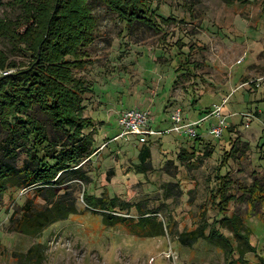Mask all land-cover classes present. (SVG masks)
Wrapping results in <instances>:
<instances>
[{"label": "rangeland", "instance_id": "1", "mask_svg": "<svg viewBox=\"0 0 264 264\" xmlns=\"http://www.w3.org/2000/svg\"><path fill=\"white\" fill-rule=\"evenodd\" d=\"M51 3L0 0V72L2 66L9 65L8 72L34 60L28 48L39 40L44 24L25 32L34 24L33 14L43 16ZM151 5L163 28L159 33L140 24L127 27L104 0L80 3L96 22L69 68L72 76L91 87L83 96L84 115L95 122L89 131L93 145H102L84 160L86 183L70 181L78 211L53 222L37 237L8 230L15 201L4 195L0 264H264L262 0H151ZM179 64L188 69L175 71ZM227 97V127L221 137L208 134L188 140L174 132L151 136L146 142L151 148L148 171L139 158L145 143L132 135L115 136L120 132L117 117L125 108L149 111L152 125L163 128L175 108L193 120L202 116L198 111ZM34 114L52 135L45 116ZM4 134L0 126V140ZM183 148L195 156L179 157ZM226 151L233 155L222 166ZM25 158L19 148L17 163ZM217 174L230 179L231 198L227 206L222 203L225 209L218 206ZM24 199L17 194V204ZM233 215L250 229L252 247L244 255L238 249L227 255L204 237L192 245L179 241L184 231L203 225L206 234L214 228L236 245L230 227H221ZM38 243L35 257L28 261L21 256Z\"/></svg>", "mask_w": 264, "mask_h": 264}, {"label": "trees", "instance_id": "2", "mask_svg": "<svg viewBox=\"0 0 264 264\" xmlns=\"http://www.w3.org/2000/svg\"><path fill=\"white\" fill-rule=\"evenodd\" d=\"M84 1L52 0L43 16L33 14L34 24L25 34L33 26L44 24L39 40L28 48L34 60L24 68L8 72L6 70H9V65L2 66L4 70L0 72V126L5 133L0 140V202L6 193L9 200L15 201V206L9 213V231L37 237L53 222L76 213L78 207L69 191L70 181L86 183L87 176L82 171L84 160H90L102 145H93L92 133L89 131L95 122L91 115H84L86 107L83 96L91 91V87L84 80L72 76L69 68L71 62L78 58L81 45L90 40L91 29L96 22L87 14V7H80V3ZM104 1L117 12L127 27L140 24L157 33L163 31L161 24L157 22L160 19L152 8L151 0ZM223 1L229 4L250 2ZM261 12L264 13V0ZM161 21L169 23L170 19L161 18ZM162 33L163 41L164 32ZM180 67L188 69V66L179 64L175 71L179 72ZM194 102L195 98L192 104ZM210 110L211 108L202 109L198 114L203 116ZM36 112L45 116L53 128L52 135L48 134L45 121L36 117ZM201 139L198 135L193 140ZM146 142L139 151V158L143 169L148 171L151 148ZM19 148L26 152L22 164L17 163ZM181 151L178 155L181 158L195 156L194 152L188 153L186 148ZM233 151L235 148H231V152ZM228 154L229 151L225 154L228 157L223 158L222 166L233 155ZM208 155L209 153H205V156ZM217 178L220 180L216 190L220 198L218 206L225 209L223 205L227 206L231 198L227 194L230 179L220 174H217ZM17 194L25 195L20 205L16 202ZM211 194L215 195L214 192ZM82 198L85 199V188ZM228 226L236 245L230 242L229 236L214 228L206 234L203 225L201 228L184 231L179 241L184 245H192L204 237L212 244H217L227 255H230L232 249H238L240 255L250 252V229L234 215L221 222V227L228 229ZM39 244L31 246L21 256L25 254L29 261L37 254Z\"/></svg>", "mask_w": 264, "mask_h": 264}, {"label": "built area", "instance_id": "3", "mask_svg": "<svg viewBox=\"0 0 264 264\" xmlns=\"http://www.w3.org/2000/svg\"><path fill=\"white\" fill-rule=\"evenodd\" d=\"M227 98H223L219 104H214L209 113L193 120H186L180 107L175 108L169 118V125L166 128H155L152 125V117L149 111L138 107L122 110L118 116V125L120 132L116 136L127 138L134 136L139 142H146L149 136L164 135L174 132L182 137L193 140L198 136V130L207 123V135L221 137L224 129L227 127V120L223 114V106ZM245 113L243 115H247ZM249 115V114H248ZM248 125V124H246Z\"/></svg>", "mask_w": 264, "mask_h": 264}, {"label": "crops", "instance_id": "4", "mask_svg": "<svg viewBox=\"0 0 264 264\" xmlns=\"http://www.w3.org/2000/svg\"><path fill=\"white\" fill-rule=\"evenodd\" d=\"M170 114H171V112L168 114V118L165 119L164 122H166V123L169 122ZM160 128H162V127H160ZM163 128H166V127H163ZM206 131H207V128H206V126H204L198 130V135H200V137H202V138H204V136L208 137V135L206 134ZM152 136H154V135H152ZM177 136L182 137L181 135H178V134H177ZM149 137H151V136H149ZM149 137L147 138V140L149 139Z\"/></svg>", "mask_w": 264, "mask_h": 264}]
</instances>
